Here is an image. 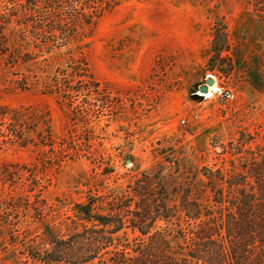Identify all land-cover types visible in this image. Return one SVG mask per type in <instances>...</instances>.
Returning <instances> with one entry per match:
<instances>
[{"label": "rangeland", "instance_id": "374dc122", "mask_svg": "<svg viewBox=\"0 0 264 264\" xmlns=\"http://www.w3.org/2000/svg\"><path fill=\"white\" fill-rule=\"evenodd\" d=\"M24 1L0 0V16L11 21L7 52H0V107H25L42 117L57 148L78 137L84 147L79 157L44 167L43 147H22L20 140L0 135V264H43L29 251L50 248L47 225L63 238L81 230L77 203L95 198L106 210L139 179L155 176L178 204L187 188L196 197L206 168L240 170L264 145V20L246 0H126L87 37L50 53L31 40L20 49ZM219 22L229 50L212 61ZM80 59L106 89L104 98L122 101L91 103L89 97L74 103L85 111L83 124L74 125L70 106L45 85L59 68ZM209 78L219 91L198 96ZM225 90L234 97L224 98ZM7 127L0 116L1 133ZM30 127L26 136L36 138L33 130L46 129L35 121ZM23 166L40 177L35 192L29 191L30 177L20 179ZM156 225L151 230L167 228L164 221ZM117 236L116 243L129 247L144 238L130 226Z\"/></svg>", "mask_w": 264, "mask_h": 264}, {"label": "trees", "instance_id": "16d2710c", "mask_svg": "<svg viewBox=\"0 0 264 264\" xmlns=\"http://www.w3.org/2000/svg\"><path fill=\"white\" fill-rule=\"evenodd\" d=\"M124 1L25 0L21 4L20 49L27 40L45 53L80 41L106 12ZM246 1L264 20V0ZM10 23L0 16L1 53L7 52L6 26ZM217 25L212 61L229 50L226 28L223 23ZM45 86L57 95L60 103L70 106L74 125L83 124L85 118L83 107L74 103H87L89 97L91 103L122 101L111 94L104 98L106 89L81 59L73 60L68 68H59ZM28 111L25 107H0L1 118L8 121V132L0 131L3 141L14 138L20 140L22 147H43L40 155L44 157V167L60 166L67 158L79 157L84 147L79 144L80 137L57 148L48 122ZM31 121L44 124L47 134L33 130L37 138L26 136ZM67 149L74 153H66ZM204 172L206 181L196 191V197H191L192 189L187 188L178 204H172L167 188L155 176L139 179L129 194L114 197L106 210L95 198L77 203L75 216L82 229L63 238L47 225L44 235L50 248L43 252L30 250L29 258L43 264H264V145L250 154L240 170L206 168ZM29 177V191L35 192L41 184L37 171L20 167V179L29 181ZM132 204L135 209H131ZM160 221L167 228L151 230ZM169 224L178 229L169 230ZM128 226L144 237L132 247L120 240L116 243L117 233ZM172 234L175 243L170 238Z\"/></svg>", "mask_w": 264, "mask_h": 264}, {"label": "bare ground", "instance_id": "6f19581e", "mask_svg": "<svg viewBox=\"0 0 264 264\" xmlns=\"http://www.w3.org/2000/svg\"><path fill=\"white\" fill-rule=\"evenodd\" d=\"M216 91H219V87L217 82L215 81L214 84L209 86V90L207 92H199L197 95L203 98H211L212 96H214Z\"/></svg>", "mask_w": 264, "mask_h": 264}, {"label": "water", "instance_id": "95a60500", "mask_svg": "<svg viewBox=\"0 0 264 264\" xmlns=\"http://www.w3.org/2000/svg\"><path fill=\"white\" fill-rule=\"evenodd\" d=\"M215 80L213 78H209L203 86L200 87L201 92H207L209 90V86L214 84Z\"/></svg>", "mask_w": 264, "mask_h": 264}, {"label": "built area", "instance_id": "2783aa9c", "mask_svg": "<svg viewBox=\"0 0 264 264\" xmlns=\"http://www.w3.org/2000/svg\"><path fill=\"white\" fill-rule=\"evenodd\" d=\"M223 97L226 99H232L234 97V93L232 90H225L223 93ZM183 122H186V120L184 119Z\"/></svg>", "mask_w": 264, "mask_h": 264}]
</instances>
